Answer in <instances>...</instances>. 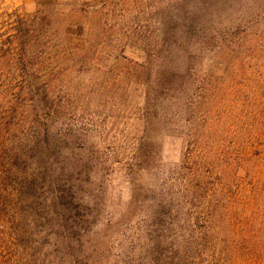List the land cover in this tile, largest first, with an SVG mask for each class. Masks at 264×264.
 I'll list each match as a JSON object with an SVG mask.
<instances>
[{
	"label": "rangeland",
	"instance_id": "obj_1",
	"mask_svg": "<svg viewBox=\"0 0 264 264\" xmlns=\"http://www.w3.org/2000/svg\"><path fill=\"white\" fill-rule=\"evenodd\" d=\"M36 13L30 259L264 264V0H0V46Z\"/></svg>",
	"mask_w": 264,
	"mask_h": 264
},
{
	"label": "trees",
	"instance_id": "obj_2",
	"mask_svg": "<svg viewBox=\"0 0 264 264\" xmlns=\"http://www.w3.org/2000/svg\"><path fill=\"white\" fill-rule=\"evenodd\" d=\"M97 2H86L83 6L94 5ZM84 10L88 11L83 8L82 11ZM16 26L21 47L14 41L9 47L0 46V264H35V261L30 259L31 235L28 234L31 231L27 226L29 222L37 221L39 215L34 213L32 207L35 200L34 180L29 166L24 162H28L31 158L28 155L29 146L24 144L22 138L16 139L11 135L16 130L14 126L20 125L24 119L21 113L24 109L18 100L24 96V93L26 94V85L20 84L21 81L17 77L26 79L34 72L37 59L34 42H42L50 37L48 34L52 21L46 14L36 13L32 18L18 14ZM38 31H44V34H39ZM34 33H37L35 38L32 35ZM161 50L166 60L172 59L174 47L167 44L163 45ZM165 75L169 88L177 84L170 73L165 72ZM10 95L13 96L12 102L7 101V96ZM227 166L223 167L225 173H228L234 165L227 164ZM235 175L234 172L227 177L229 182L235 178ZM210 229L211 232L214 231L212 223L204 227L205 233L210 232ZM197 258L202 264H212L207 260L209 257L206 248L199 251Z\"/></svg>",
	"mask_w": 264,
	"mask_h": 264
}]
</instances>
